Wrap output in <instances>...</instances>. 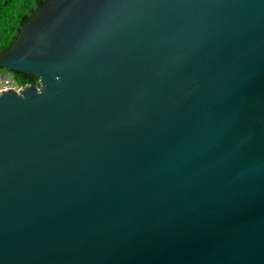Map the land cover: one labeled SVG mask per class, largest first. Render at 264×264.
Returning a JSON list of instances; mask_svg holds the SVG:
<instances>
[{
	"label": "water",
	"instance_id": "95a60500",
	"mask_svg": "<svg viewBox=\"0 0 264 264\" xmlns=\"http://www.w3.org/2000/svg\"><path fill=\"white\" fill-rule=\"evenodd\" d=\"M0 68V264H264V0H47Z\"/></svg>",
	"mask_w": 264,
	"mask_h": 264
},
{
	"label": "trees",
	"instance_id": "16d2710c",
	"mask_svg": "<svg viewBox=\"0 0 264 264\" xmlns=\"http://www.w3.org/2000/svg\"><path fill=\"white\" fill-rule=\"evenodd\" d=\"M47 0H0V50L9 49L15 42L25 23L46 3ZM9 73L14 81L27 84L36 81L34 76L20 71L0 68Z\"/></svg>",
	"mask_w": 264,
	"mask_h": 264
},
{
	"label": "built area",
	"instance_id": "2783aa9c",
	"mask_svg": "<svg viewBox=\"0 0 264 264\" xmlns=\"http://www.w3.org/2000/svg\"><path fill=\"white\" fill-rule=\"evenodd\" d=\"M7 87L18 89L21 85L17 84L9 73L0 71V90Z\"/></svg>",
	"mask_w": 264,
	"mask_h": 264
}]
</instances>
